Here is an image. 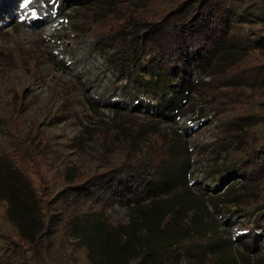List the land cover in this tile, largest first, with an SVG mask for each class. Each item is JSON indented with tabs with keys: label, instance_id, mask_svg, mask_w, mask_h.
<instances>
[{
	"label": "rangeland",
	"instance_id": "1",
	"mask_svg": "<svg viewBox=\"0 0 264 264\" xmlns=\"http://www.w3.org/2000/svg\"><path fill=\"white\" fill-rule=\"evenodd\" d=\"M129 1L31 0L23 7L24 0H0V92H18L14 98L20 101L21 97L22 106L15 102L22 118L33 121L44 136L40 145L49 164L25 159L24 167L47 210L49 204H55L52 192L67 186L64 175L68 169H73L70 177L74 183L108 172L123 158L126 148H132L125 146L126 139L136 147L149 143L162 147L163 161L170 165L167 188L149 185L132 203L122 195L121 186L104 191L98 198L101 201L84 199L80 206L89 213L76 222L77 235H66L60 227L53 231L57 232L52 242L47 237L32 246L22 242L13 246L11 254L7 246L10 238L18 239V232L6 220V205L0 201V263L121 264L133 242L125 243L119 231L131 233L133 228L136 242L140 233L150 228L165 245L177 235L175 240L191 247L190 253L182 247L168 248V263L180 253L182 264H212L214 260L205 254L212 249L221 264H264V200L236 207L222 197L230 181L236 180L234 176L226 182L235 162L244 159L253 144L264 143V126L248 129L244 125L245 131L235 128L226 136L219 134L223 123L242 118L246 112L243 101L237 105L240 107L228 104L219 113L198 105L194 113L175 120L155 116L157 99L115 70L109 61L111 50L98 48L92 33L94 28H105V12L123 10ZM152 1L157 11L163 3L158 1L165 0ZM246 1L252 9L255 0ZM98 17H103L99 27ZM241 21L236 32L253 41L262 26L252 20ZM247 53L248 69L264 65V49ZM202 78V72L196 70L193 80ZM194 104L185 105L184 110ZM202 107L209 114L198 119ZM218 195L221 198L214 207L210 197ZM163 213H172L169 233L161 229ZM65 215L72 216L73 209ZM103 216L116 228L106 232ZM32 226L38 231V224ZM187 227H191L188 232ZM201 229L207 231L201 235ZM150 264L164 263L155 257Z\"/></svg>",
	"mask_w": 264,
	"mask_h": 264
},
{
	"label": "trees",
	"instance_id": "2",
	"mask_svg": "<svg viewBox=\"0 0 264 264\" xmlns=\"http://www.w3.org/2000/svg\"><path fill=\"white\" fill-rule=\"evenodd\" d=\"M158 2L163 3L155 11L152 0H130L123 10L105 12L104 20L98 17V27L103 20L105 28L93 29L95 43L100 49L111 50L109 61L115 70L128 83H137L157 99L158 106L153 109L155 116L161 114L175 120L194 113V107L198 105H206L219 113L226 105L232 104L233 107L243 101L246 112L242 113V118L223 123L219 134L226 136L244 125L248 129L250 126H264V65L251 70L245 64L250 54L248 50L264 49V0H255L253 10L249 7L251 2L246 0ZM241 20H252L262 26L255 32L253 41L241 38L236 32ZM196 70L202 72L201 80H193ZM206 77H210V81H205ZM19 95L12 90L0 92V201L6 205V220L18 232V239L10 238L14 242L10 240L11 245L7 246L10 254L13 246L22 242L32 246L45 237L52 242L57 232L53 231L60 227L66 235L75 236L76 222L80 223L89 213L80 206L84 199L89 202L97 200L104 191L121 186L122 195L132 203L152 184L167 188L170 165L163 161L162 147L153 143L136 147L126 139L125 146L132 145V148H126L123 158L116 161L108 172L74 183L70 177L73 169H68L64 175L67 186L52 192L51 200L55 204H49L47 210L38 186L24 167L25 159L37 165L49 164L45 148L40 145L44 136L32 125L33 121L29 123L22 118L15 102L22 106L21 97L20 101L14 98ZM257 97L261 99L257 100ZM191 103H195L194 106L185 111L184 106ZM199 113L202 114L197 118L201 119L209 111L202 107ZM235 163L226 182L234 176L236 180L230 181L222 197L229 198V203L236 207L264 200V143L253 144L246 157ZM220 198L221 195L210 197L212 206L216 207ZM70 209H73V215H65ZM140 213L143 214L142 209ZM161 215V229L168 232L172 213ZM102 218L106 232L109 228H116L110 226L105 216ZM197 219L199 222L201 217ZM33 223L38 224V231L33 229ZM191 227L186 228L187 232ZM130 231H119L125 243L133 242L121 264H150L155 257L162 258L164 264H182L180 253L174 261L167 262L165 252L171 246L178 250L182 247L184 252L190 253L191 247L185 248L182 246L184 242L175 240L177 235L164 240L168 242L165 245L156 239L150 228L144 229L136 242L135 230L130 228ZM204 232L201 229V235ZM4 235L8 238L7 234ZM205 254H209L210 261L214 260L212 264H221L212 249ZM5 263L16 264L8 260Z\"/></svg>",
	"mask_w": 264,
	"mask_h": 264
},
{
	"label": "snow or ice",
	"instance_id": "3",
	"mask_svg": "<svg viewBox=\"0 0 264 264\" xmlns=\"http://www.w3.org/2000/svg\"><path fill=\"white\" fill-rule=\"evenodd\" d=\"M31 0H24L23 7H27Z\"/></svg>",
	"mask_w": 264,
	"mask_h": 264
}]
</instances>
